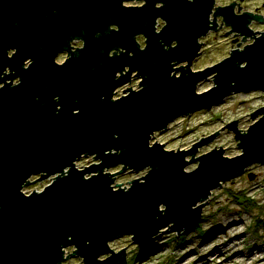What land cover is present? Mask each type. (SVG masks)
<instances>
[{"label":"water","instance_id":"water-1","mask_svg":"<svg viewBox=\"0 0 264 264\" xmlns=\"http://www.w3.org/2000/svg\"><path fill=\"white\" fill-rule=\"evenodd\" d=\"M129 1L0 0V264H63L73 256L81 264H127L126 248L116 251L110 241L128 235L145 246L163 231L192 230L214 189L264 162V106L250 113L262 116L247 132L238 119L221 127L234 133L236 156L221 146L195 156L218 130L188 149L150 144L177 117L232 93L264 92V35L195 72L214 0ZM229 8L219 10L225 21L251 35L247 16L239 21ZM157 20L164 23L158 30ZM77 38L83 45L73 50ZM115 48L120 53L111 55ZM63 52L69 56L58 63ZM133 73L140 88L113 99ZM209 76L214 85L197 92ZM92 155L98 163L75 167ZM145 168L128 189L113 188L116 175ZM35 175L54 177L26 195L22 188Z\"/></svg>","mask_w":264,"mask_h":264},{"label":"rangeland","instance_id":"rangeland-1","mask_svg":"<svg viewBox=\"0 0 264 264\" xmlns=\"http://www.w3.org/2000/svg\"><path fill=\"white\" fill-rule=\"evenodd\" d=\"M140 3V0L126 2L129 5ZM158 22L160 29L164 23L161 20ZM140 41L143 43L141 39ZM228 41L224 35L211 39V45L207 47L200 63L209 64L219 59L228 50V46L219 44H229ZM76 44H81V41ZM115 51L119 52L118 49ZM63 58L59 57L58 61ZM139 81L140 77L133 78L122 88L131 86V89L137 90L140 87ZM213 85V80H206L197 86V92H203ZM261 105H264V96L258 91L247 90L231 94L211 109L195 110L189 115L175 118L166 129L152 134L150 144L156 141L163 143L168 150L188 149L201 137L218 130V135L199 147L195 156L220 146L225 148V156H236L241 153V149L234 133L221 127L238 119L237 128L241 129V132H247L250 124L260 118L259 114L252 118L250 113ZM81 163H86L85 158H81ZM196 165L197 162H194L185 169L193 170ZM120 169L121 167L117 166L110 171L114 173ZM147 170L148 168H145L134 172L127 169L115 176L112 185L119 187L115 184H129L130 180L143 176ZM246 171L224 181L211 192L207 202L204 201L201 220L197 224L199 227L196 225L192 230L182 233H159L149 244L143 246L147 248V254L143 257H138V245L134 244L128 235L110 241L111 248L117 251L125 247L127 262L130 264H264V162L254 163ZM249 174L254 175V178L250 179ZM37 176L31 177V182L24 187L25 191L40 190L50 181H37ZM240 194L252 199L253 204L238 203L236 196H241ZM63 264H81V259L73 256Z\"/></svg>","mask_w":264,"mask_h":264},{"label":"flooded vegetation","instance_id":"flooded-vegetation-1","mask_svg":"<svg viewBox=\"0 0 264 264\" xmlns=\"http://www.w3.org/2000/svg\"><path fill=\"white\" fill-rule=\"evenodd\" d=\"M141 1V0H140ZM191 1V0H190ZM126 4V3H125ZM143 4V1H141L140 5ZM129 5V4H126ZM139 6V5H136ZM226 7H230L226 11L229 10V12L237 18L239 21H245L246 16L248 18V22L246 23V27L251 30L253 33L251 35H243L239 33L238 31H235L230 24H228L225 19L223 18L222 14L219 13V10H224ZM209 30L207 33L203 36H201L198 39V44L201 46L200 50L198 52V55L192 60L191 63V70L192 71H200L205 69L206 67L212 66L225 58L231 56L234 51H242L246 48V46L254 43L258 38L262 37L264 35V0H214L213 6L211 9V13L209 15ZM110 28H114V26H111ZM159 27L157 28V30ZM224 35L225 38H228L229 44H219V45H226L228 46L227 52L223 53V55L217 59L216 61L209 63V64H202L200 61L203 60V57L207 51V47H209L211 44H209V41L211 39H216L217 37ZM78 42L81 41V44H76L73 47V50H76L77 48L81 47L83 45V41L80 38H77ZM140 39L143 41V43L140 41ZM137 43L139 44L140 49L145 48V38L142 35L136 36ZM72 45V44H71ZM75 47V48H74ZM117 50L116 48L113 49L112 54H118L120 53L121 49L119 48V52H115ZM12 52V51H10ZM9 52V53H10ZM63 56L64 58L62 61H58V58ZM69 55L66 52L60 53L56 57V61L58 63H62ZM27 64V63H26ZM245 64H241V66H244ZM133 73L132 79L137 78ZM213 80V76H209L205 80L201 81L205 82L206 80ZM16 81V80H15ZM199 84L197 86H199ZM140 88V87H139ZM209 87L208 89H210ZM206 89V90H208ZM205 91V90H204ZM250 91H258L262 93L264 96V92L260 90H250ZM238 93V92H237ZM236 94V93H232ZM264 105L259 106L263 107ZM258 109V108H257ZM262 114H259L258 117H261ZM247 169H245L246 171ZM244 171V172H245ZM243 172V173H244ZM242 173V174H243ZM247 173V171H246Z\"/></svg>","mask_w":264,"mask_h":264},{"label":"built area","instance_id":"built-area-1","mask_svg":"<svg viewBox=\"0 0 264 264\" xmlns=\"http://www.w3.org/2000/svg\"><path fill=\"white\" fill-rule=\"evenodd\" d=\"M159 20H157V22H156V27L158 28L159 27V22H158ZM78 42V39H74L72 42H71V44H72V46H74V45H76V43ZM75 48V47H74ZM120 89H124V88H122V86L121 87H118L116 90H115V93H114V96H113V99H116V98H119L121 95H125L126 93H127V91L128 90H125V91H122V92H120L119 93V90ZM81 158L83 159V158H85V160H86V163L85 164H82L81 163ZM79 160H77V161H75V167L77 168V169H83L85 166H88V165H90V164H92V163H98L99 161L98 160H95L94 158H93V155L92 156H82ZM69 169V167H67V168H65L64 170H63V173L62 174H66L67 172H65V171H67ZM104 172H110V173H113V172H111L110 171V169H104ZM91 174H95V173H88V174H85V178H88V177H90L91 176ZM38 177V176H37ZM51 177H54V175L53 176H50V177H48L47 179H50V181H49V183H47L46 185H48V184H50L52 181H53V178H51ZM30 182H31V177L28 179ZM45 185V186H46ZM130 181H129V184H126L125 185V187H124V185H120V188H123V189H128V187H130ZM44 186V187H45ZM24 187H25V185L23 186V188H22V191H23V193H25L26 195H29L30 193H32V191H25L24 190ZM44 187L43 188H41L40 190H34L35 192H40V191H42L43 189H44ZM116 186H113V188L114 189H117L118 187H116ZM73 250V247H68V248H64V255L66 256L68 253H70L71 251Z\"/></svg>","mask_w":264,"mask_h":264},{"label":"trees","instance_id":"trees-1","mask_svg":"<svg viewBox=\"0 0 264 264\" xmlns=\"http://www.w3.org/2000/svg\"><path fill=\"white\" fill-rule=\"evenodd\" d=\"M236 198L238 199V203H249L250 205L253 204V200L245 198L244 194H242L241 196H236ZM254 205H255V203H254ZM197 227H199V225H197ZM137 247H138L137 250H139L138 257H143L145 254H147V252H146L147 248H144L143 246H137ZM127 264H130V263L127 262Z\"/></svg>","mask_w":264,"mask_h":264}]
</instances>
